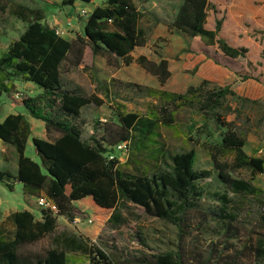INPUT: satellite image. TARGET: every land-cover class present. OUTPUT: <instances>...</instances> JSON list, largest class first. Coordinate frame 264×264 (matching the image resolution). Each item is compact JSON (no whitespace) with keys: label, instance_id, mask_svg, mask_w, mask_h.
Wrapping results in <instances>:
<instances>
[{"label":"trees","instance_id":"obj_1","mask_svg":"<svg viewBox=\"0 0 264 264\" xmlns=\"http://www.w3.org/2000/svg\"><path fill=\"white\" fill-rule=\"evenodd\" d=\"M76 1L93 0H63L62 5L74 6ZM180 1L173 27L206 46H217L231 59L248 56V47L234 46L221 37V21H217L215 28L209 26L215 8L212 0ZM5 9L0 4V10ZM21 9L20 18L27 25L0 56V98L18 93L28 114L44 121L48 136L32 137L40 159L37 161L26 155L31 125L25 114L11 113L0 121V139L13 146L18 156L16 172L0 168V182L10 191L21 185L26 201L36 198L41 211L37 218L30 210H17L0 223V264H77L69 261L68 253L86 256L89 264H131L132 261L117 259L73 233L56 236L54 246L44 252L26 250L56 231L58 217L73 220L75 202L109 214L116 226L126 222L124 212H130L132 206L176 225V248L144 254L136 259L139 264H264V203L256 216L259 229L246 238L241 237L238 211L228 209L233 200L229 191L264 198L262 188L234 176L241 169L250 171L252 176L263 173L264 158L248 154L245 136L219 113L232 93L230 88L210 89L202 82L189 86L185 92H177L96 77L97 92L86 94L80 87L68 86L64 72L83 63L88 46L95 56L117 57L126 65L131 64L132 52L146 44L140 26L143 14L136 0H106L96 6L84 19L83 33L74 39L59 35L55 27L46 24L42 9ZM259 33L263 45L260 57L264 59V30ZM137 62L157 76L162 85L171 75L165 58L153 62L142 55ZM224 67L242 80H258L250 74L232 71L233 67ZM16 80L36 84L40 92L19 93ZM111 81L147 93L157 103L145 113L126 111L125 105L119 104L114 110L115 119L98 121L93 133L84 137L82 110L110 102L114 86ZM183 108L196 109L205 119L214 118L229 126L220 141L201 144L208 151L214 169L196 168L195 147L173 154L168 151L161 129L175 128L177 114ZM120 144H125L133 171L125 169L117 157ZM214 172L227 190L212 193L219 207H205L203 201L209 191L200 182L211 178ZM43 193L55 201L57 211L38 204ZM140 237L148 246L145 238Z\"/></svg>","mask_w":264,"mask_h":264},{"label":"rangeland","instance_id":"obj_2","mask_svg":"<svg viewBox=\"0 0 264 264\" xmlns=\"http://www.w3.org/2000/svg\"><path fill=\"white\" fill-rule=\"evenodd\" d=\"M62 1L0 0V4L6 6L5 10H0V56L12 41L19 38L27 25L20 18L21 7L42 9L46 16L43 21L46 24L59 29L63 37L74 39L83 33L87 13L96 6L106 3V0H93L91 3L77 2L74 6H64ZM212 2L215 8L211 11L209 26L215 28L217 21H221V37L234 46L248 47L246 58L226 57L217 46H206L198 38L173 27L172 22L181 3L180 0H136L143 14L140 26L145 33L146 44L136 47L132 52L133 62L126 65L117 57L95 56L88 46L83 63L69 72H64V82L68 86L80 87L86 94L97 92L96 77L107 80L117 79L122 83L136 82L177 92H185L189 86H197L202 82H205L208 88L215 90L229 87L232 93L228 94L225 108L219 109V113L223 119L231 121L234 130L245 136L247 153L264 158V59L260 57L263 45L259 38V32L264 30V0H212ZM142 55L153 62H159L162 58L168 60L171 75L164 85L157 76L137 62ZM224 65L233 67L234 70L233 68L231 70L240 75L250 74L258 80L253 78L242 80V77L231 73ZM113 84V99L110 102L106 101L99 107L89 105L83 108L84 137H89L93 133L98 121L115 119L114 110L119 104H124L126 111L145 113L150 105L157 103V100L147 93L126 88L119 82ZM16 87L19 93L36 95L40 92L39 87L32 82L16 80ZM98 94L104 97L103 94ZM11 112L24 113L28 118L31 135L27 142L26 155L40 161L32 137L47 138L45 126L28 114L18 93L14 96L3 95L0 98V119ZM176 123L175 128L161 129L162 139L168 151L173 154L195 147L198 156L196 168L214 169L208 151L201 144L220 141L229 126H224L214 118L205 119L193 108L181 109L177 114ZM117 157L125 169L134 170L133 164L128 162L129 156L126 152L118 153ZM17 159L15 148L1 142L0 168L15 171ZM234 176L250 180L264 190V172L252 176L250 171L241 169ZM200 184L209 191L203 205L219 207V201L212 193L225 192L227 189L219 180L218 173L214 172L211 178L201 181ZM228 194L233 199L228 209L239 213L238 226L241 227V237L246 238L255 234L253 231L259 229L256 216L264 203V198L240 196L231 191ZM74 205L73 220L65 216L58 217L56 231L27 246L26 250L44 252L54 246V238L64 232L79 235L88 243L102 248L117 259L132 261L131 264H139L136 259L144 254L160 253L176 248L177 226L148 215L143 208L132 206L130 212H124L126 222L116 226L111 222L109 214L99 213L82 202H75ZM27 207L19 187L10 191L0 184V220L14 210ZM34 212L37 218L40 217V208L36 207ZM141 235L148 246L143 244ZM68 255L71 263L89 264V260L82 254L68 253Z\"/></svg>","mask_w":264,"mask_h":264},{"label":"crops","instance_id":"obj_3","mask_svg":"<svg viewBox=\"0 0 264 264\" xmlns=\"http://www.w3.org/2000/svg\"><path fill=\"white\" fill-rule=\"evenodd\" d=\"M77 2H80V3H84V2H82V1H76L75 2V4H77ZM74 4V5H75ZM11 113H14V112H11ZM11 113H9V114H11ZM16 113H18V112H16ZM9 114H7L6 116H8ZM5 116V117H6ZM4 117V118H5ZM4 118L1 120L0 119V121H3L4 120ZM33 118V117H32ZM27 120H28V118H26ZM33 119H35V118H33ZM35 120H37V121H39L40 122V124L42 125V126H45V123H44V121H42V120H38V119H35ZM29 121V120H28ZM30 123V122H29ZM39 124V123H38ZM1 142H3L1 139H0V143ZM4 143V142H3ZM35 160V159H34ZM17 168H18V159H17V162H16V166H15V171H13V172H16L17 171ZM12 171V170H11ZM0 184L2 185V186H4L5 188H7L2 182H0ZM16 187H19L20 189H21V195H22V197H23V199H24V201L27 203V205H28V207L27 208H24V209H27V210H30V211H32L34 214H35V212H34V210H35V208L37 207L36 206V198H30L29 200H28V202L26 201V199H25V197H24V194H23V192H22V186L21 185H17ZM43 195H45L44 193H43ZM33 202V203H32ZM34 207V208H33ZM6 210V209H5ZM23 210V209H22ZM14 211H17V210H14ZM14 211H12V212H14ZM12 212H10V213H8L7 215H6V217L7 216H9ZM6 217H4V218H2L1 220H0V223L6 218ZM38 218H40V217H38Z\"/></svg>","mask_w":264,"mask_h":264},{"label":"built area","instance_id":"obj_4","mask_svg":"<svg viewBox=\"0 0 264 264\" xmlns=\"http://www.w3.org/2000/svg\"><path fill=\"white\" fill-rule=\"evenodd\" d=\"M56 30H57V33L59 35H61V36L63 35V34H61L59 29H56ZM117 150L120 152H125V144L118 145ZM260 152H262V150ZM111 157H114V155H111ZM38 204L44 208H48V209H51L53 211H57V205H56L55 201H53L52 199H50L46 195H44L38 199ZM89 220L93 221L92 218H89Z\"/></svg>","mask_w":264,"mask_h":264}]
</instances>
